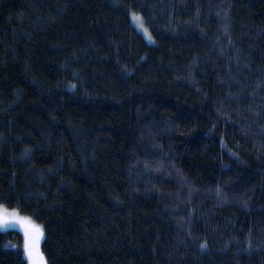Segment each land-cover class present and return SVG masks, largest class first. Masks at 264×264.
I'll return each mask as SVG.
<instances>
[{
  "label": "trees",
  "instance_id": "16d2710c",
  "mask_svg": "<svg viewBox=\"0 0 264 264\" xmlns=\"http://www.w3.org/2000/svg\"><path fill=\"white\" fill-rule=\"evenodd\" d=\"M0 210L47 264H264V0H0Z\"/></svg>",
  "mask_w": 264,
  "mask_h": 264
},
{
  "label": "snow or ice",
  "instance_id": "6c2138e0",
  "mask_svg": "<svg viewBox=\"0 0 264 264\" xmlns=\"http://www.w3.org/2000/svg\"><path fill=\"white\" fill-rule=\"evenodd\" d=\"M9 220L20 221L24 224L25 233L28 237V243L26 244L25 248L29 258H33V252L38 248L39 240L42 237V230L35 224H32L26 218L15 215L14 213L9 215L6 210H0V224H7ZM33 264H35V260H33ZM43 264H46V261L43 262Z\"/></svg>",
  "mask_w": 264,
  "mask_h": 264
},
{
  "label": "rangeland",
  "instance_id": "374dc122",
  "mask_svg": "<svg viewBox=\"0 0 264 264\" xmlns=\"http://www.w3.org/2000/svg\"><path fill=\"white\" fill-rule=\"evenodd\" d=\"M134 15H136V14H134ZM133 20H134V17H133ZM139 27L142 28L141 26H139ZM12 214H13V212H10L9 213V215H12ZM15 215H18V214H15ZM18 216L23 217L22 215H18ZM32 224H34V223H32ZM35 225L38 226L42 230V237L39 240L38 248L35 249L34 252H33V258H29L30 259V264H33V260H35V264H43V262L46 261L45 260V257H44V254L42 252V247H41L42 240H43V236H44V231H43L41 225H39V224H35ZM12 226H15L16 228H19L22 231H23V229H25V226L20 221H12V220H9L7 222V224H0V228H2V229L8 228V227H12ZM28 257H29V255H28Z\"/></svg>",
  "mask_w": 264,
  "mask_h": 264
}]
</instances>
